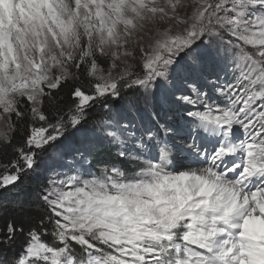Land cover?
<instances>
[{
  "label": "snow or ice",
  "instance_id": "6c2138e0",
  "mask_svg": "<svg viewBox=\"0 0 264 264\" xmlns=\"http://www.w3.org/2000/svg\"><path fill=\"white\" fill-rule=\"evenodd\" d=\"M0 264H264V0H0Z\"/></svg>",
  "mask_w": 264,
  "mask_h": 264
}]
</instances>
